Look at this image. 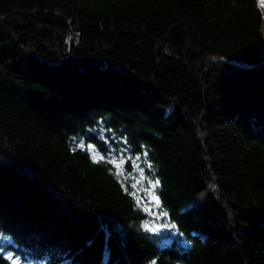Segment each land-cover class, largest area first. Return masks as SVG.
Returning a JSON list of instances; mask_svg holds the SVG:
<instances>
[{
    "label": "trees",
    "instance_id": "16d2710c",
    "mask_svg": "<svg viewBox=\"0 0 264 264\" xmlns=\"http://www.w3.org/2000/svg\"><path fill=\"white\" fill-rule=\"evenodd\" d=\"M262 22L257 0H0V264H264Z\"/></svg>",
    "mask_w": 264,
    "mask_h": 264
},
{
    "label": "rangeland",
    "instance_id": "374dc122",
    "mask_svg": "<svg viewBox=\"0 0 264 264\" xmlns=\"http://www.w3.org/2000/svg\"><path fill=\"white\" fill-rule=\"evenodd\" d=\"M258 1V5L262 11L263 14V22L261 26L263 39H264V8L260 6V2ZM71 35H68V39H70ZM264 61V46H263V52H262V59ZM94 157L99 158L100 154L97 152H94ZM126 156V155H125ZM141 161L140 157H134L131 158V164L133 167V180L134 184L141 189H138L141 191L145 197L146 200H144L143 208L144 211L148 215V222L145 224L146 228H148L153 233L157 234H167V238H164L163 240H168V238H172L174 234L173 226L167 222L165 218H163V213L159 209V204L157 201V198L153 195L150 187V182L148 181L147 174L145 173V168L143 166H140L139 163ZM124 162V157L120 155L119 159L116 161L118 167L122 168Z\"/></svg>",
    "mask_w": 264,
    "mask_h": 264
},
{
    "label": "snow or ice",
    "instance_id": "6c2138e0",
    "mask_svg": "<svg viewBox=\"0 0 264 264\" xmlns=\"http://www.w3.org/2000/svg\"><path fill=\"white\" fill-rule=\"evenodd\" d=\"M94 159H95V157H94ZM109 162H113V161H109ZM7 259H9L12 262V264H17V261L15 258L8 256Z\"/></svg>",
    "mask_w": 264,
    "mask_h": 264
},
{
    "label": "bare ground",
    "instance_id": "6f19581e",
    "mask_svg": "<svg viewBox=\"0 0 264 264\" xmlns=\"http://www.w3.org/2000/svg\"><path fill=\"white\" fill-rule=\"evenodd\" d=\"M260 6L264 8V0H259Z\"/></svg>",
    "mask_w": 264,
    "mask_h": 264
},
{
    "label": "water",
    "instance_id": "95a60500",
    "mask_svg": "<svg viewBox=\"0 0 264 264\" xmlns=\"http://www.w3.org/2000/svg\"><path fill=\"white\" fill-rule=\"evenodd\" d=\"M263 46H264V39H263ZM262 59V58H261ZM264 62L263 60H260L259 63Z\"/></svg>",
    "mask_w": 264,
    "mask_h": 264
}]
</instances>
